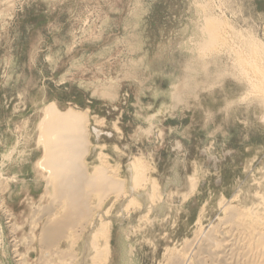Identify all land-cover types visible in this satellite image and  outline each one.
Wrapping results in <instances>:
<instances>
[{"label":"rangeland","instance_id":"obj_1","mask_svg":"<svg viewBox=\"0 0 264 264\" xmlns=\"http://www.w3.org/2000/svg\"><path fill=\"white\" fill-rule=\"evenodd\" d=\"M208 15L226 38L206 51ZM255 44L264 65V0H0V264H96L102 221L97 264H166L219 221L222 198L262 199L264 77L238 62ZM49 103L88 112L79 170L115 168L128 194L91 192L94 215L56 227L48 252L44 221L65 218L41 164ZM137 158L148 175L135 191Z\"/></svg>","mask_w":264,"mask_h":264},{"label":"bare ground","instance_id":"obj_2","mask_svg":"<svg viewBox=\"0 0 264 264\" xmlns=\"http://www.w3.org/2000/svg\"><path fill=\"white\" fill-rule=\"evenodd\" d=\"M205 22L206 23L204 26L202 25L203 27L201 30L203 34V39H202L203 46H205L206 44L204 49L207 51L213 45H216L215 49H217L219 44L220 45L222 44L223 46V44H225L224 38H226L225 30H224V22L221 19L214 17L207 18V21ZM259 50L260 47L258 45L256 44L255 46L251 45L248 49L249 53L247 52L248 55L245 56L242 53L241 60L238 62L239 65L243 66L245 69H247L248 66H251L252 71L254 70L255 72V75L258 74L257 77L263 75L261 76V78H263L264 65L261 64L262 62L259 61L260 63L258 62L259 63L258 64L254 60L255 58L254 54H257ZM256 61H258V59ZM260 65H263V67ZM257 85L260 86L258 83L255 86ZM261 86L262 87H259V90L262 89L263 90L262 92H264V86L262 84ZM108 96L109 95H107V97ZM88 117H89L88 112L77 111L74 108H68L67 110L62 111L55 103H49L46 106L45 116L42 120V132H43L42 138L44 137L45 139L47 138L45 142L46 155L43 159H41V161L43 162L39 161V163L40 162L41 164L43 163L42 165L44 166L45 169L47 168L46 171H48L51 175L48 181V188L51 189L52 193L53 192L55 193L54 195H57L56 198L59 197L57 198V200L61 199L64 201L63 202L64 204H62L63 206H65L64 211L67 209L69 210V214L66 213L68 212V210L66 212L63 211L62 215H64L65 218L62 221H60V219L54 218L53 216L56 215L54 213L48 216V218L46 219L47 221H44L45 225L42 229L40 241L41 243L44 244L43 245L44 250H48V252H49V247H48L49 244L53 245V243H56L59 240V235H58L59 230L57 228L60 227L59 226L60 224L64 223L63 227L65 224L68 225L71 224L70 226H68L69 229L73 228L74 226L78 227L81 225V223L80 225L77 226L75 225L77 221H79L83 215L88 216L92 212L91 208L93 207V205L91 207L89 206V202L92 200V198L89 199L91 196L90 195L91 192L98 193L97 194L98 197L99 195H101L102 200L104 197L107 198L106 196L113 192L116 193L114 195H120L121 193L125 192V190L123 189L124 187H126L125 185L126 181L125 179L119 178L117 176L116 171L114 170L115 168L110 169L109 168L110 166L109 167L97 166V168L90 175L85 172V169H83L84 171L79 170L80 167L82 166L81 165L82 163H80L81 155L86 153V150H88V149L83 150V147L86 148L85 145H87L88 143V135H87L88 133L87 124L89 122ZM96 131L99 133L98 130ZM130 166L131 167H129V169L131 168L130 170H132L133 172L132 184H131L132 190L136 191L137 188L141 187V184H143L144 181L147 180L146 177L147 165L141 158H137L131 162ZM191 184H192L191 185L192 189L193 188L195 189L197 186L195 179H192ZM125 194L128 193L125 192ZM53 198L55 199V197ZM258 200L259 201L248 206L246 204L242 205L240 202L239 204H235L234 201H230V200L224 201L222 198L221 208L223 214L220 217L219 221L214 225L212 224L208 228L202 227L201 230L195 235L193 240L186 241L184 247L180 251L171 253L169 258H167L168 261H166L165 263L166 264H264V197ZM59 201L60 200H58V202ZM102 202H101V206H102ZM52 203H53L52 206L56 205V203L54 205V201ZM50 207L48 206L47 210L48 208L50 210ZM95 207H97V205ZM53 209L55 208L52 207L51 210L52 212ZM92 213L91 215H94ZM99 216L101 217V214ZM56 219L58 220V222L59 221L60 222L59 223L55 222L57 221ZM110 227L111 225L109 221H102L98 229L96 230L97 232L95 231L96 234L94 233L95 236H100V237L104 236L105 238L103 244L100 243V245H102L101 246L102 249L101 248L99 249L100 251L101 250L102 251L98 253L97 258L95 257L100 262L103 259L108 260L110 255V245H109ZM56 229L58 230V232L56 231ZM73 232H76V230H74ZM94 239L93 241H95ZM96 240H98V238ZM73 244L74 243H72V245ZM95 247H98L97 244ZM52 249L50 250L52 251ZM61 251L63 252V250H60V252ZM66 251H64V254L66 253ZM56 252L58 253L59 251L57 250ZM57 253L55 254L59 255L60 259L63 260L64 258L62 259V253H60L61 255ZM64 254L63 257L66 256ZM20 260L22 261V257ZM44 260L46 261V259ZM48 260L46 262H48ZM92 260H94V258ZM98 260H96V264ZM40 262L41 264H43L44 261H40ZM103 264H107V263L104 262Z\"/></svg>","mask_w":264,"mask_h":264}]
</instances>
